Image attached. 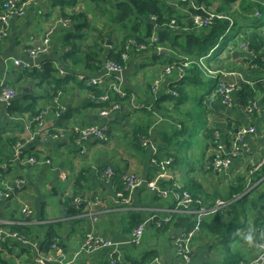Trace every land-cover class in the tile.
I'll return each mask as SVG.
<instances>
[{
  "label": "crops",
  "instance_id": "0c3cea01",
  "mask_svg": "<svg viewBox=\"0 0 264 264\" xmlns=\"http://www.w3.org/2000/svg\"><path fill=\"white\" fill-rule=\"evenodd\" d=\"M2 2L0 0V9ZM218 5L219 2L208 11L214 12ZM81 9L84 10V4L73 12L78 13ZM70 11L66 9L65 14H71ZM63 14L56 0H37L24 18L12 21L10 35L1 45L0 87L11 86L17 91V98L9 106L0 103V165L8 169L0 170V189L5 183L13 184L17 177L24 178L26 186L21 197L32 205L34 213L27 223L19 213L16 199L0 200V221L15 223L27 236L30 235L27 228H32L31 239L37 242L34 250L10 242L7 249L0 250L3 264H36L38 258L44 260V264L46 261L50 264H59V260L69 262L91 228L121 244L118 264H244L255 260L264 240V165L258 168L264 161V66L261 61L264 27L260 23L263 16L256 15L258 22L240 21L235 25L237 27L232 28L235 39L230 48L217 54L214 60L215 64L219 62L216 68L240 74L231 78L238 84V90L232 95L230 105L224 103L217 79L212 78L217 87L203 93L204 79H211L204 73L200 84L192 80V83L180 81L171 85L176 75H164V70L170 66L168 60L175 58L176 52L164 47L159 53L161 58L152 53L130 55L122 75L126 92L135 100L133 106L144 105L150 109L137 110L130 106L123 113L115 112L102 118L99 115L101 108L92 98V92L98 96L97 91L103 89L99 86L89 88L87 81L108 78L104 62L98 65L96 56L98 60H105L107 51L101 53V49L111 48L112 44L115 48L119 35L112 26L92 16H89L92 28L75 30V25L72 30L73 22L70 27L59 25L52 37L50 53L38 58L28 55L32 43L64 18ZM68 32L79 49L73 58L66 59L70 50L64 47ZM244 33L249 38L248 52L237 46L241 41L240 34ZM16 61L26 63L28 67L16 65ZM48 64L55 70L53 78L42 81L39 74L45 72ZM157 78H161V82L154 94L152 88ZM63 80L68 83L55 92L56 82L61 86ZM180 83L182 92L176 89ZM172 89L178 98L169 93ZM244 91L250 97L246 98ZM60 92L62 96L58 94ZM166 95L173 98L164 99ZM179 98L182 99L180 102L177 101ZM56 99L64 108L60 117L54 113ZM197 101L205 108L207 130L192 140L194 144L188 141L182 149L181 143L187 136H184L186 133L179 135V129L184 130V125L178 124V131L172 126L176 119L181 121L182 111L187 115L194 110L193 104ZM251 103L257 105L258 111L248 112L246 107ZM45 109L49 115L45 125L40 127L32 114ZM192 117L195 120L194 114ZM91 125L108 126V140L79 141L72 135L57 140L47 137L49 131L63 126ZM249 128L255 131L245 135L246 146L233 160L230 169L219 174L213 172L210 165L214 155L213 134L219 133L221 144L229 152L235 135ZM145 138L149 140L146 145ZM22 141L26 142L23 149L26 155L49 160L51 164L31 166L25 161H14L13 147ZM154 159L160 163L169 162L170 178L165 185L171 187L168 185L171 182L173 187L187 191L193 199H198L194 201L202 202L207 208L201 231L193 236L190 246L183 242L182 235L198 225V213L177 207L171 197L162 198L150 191L148 183L160 173ZM109 168L115 173L112 179L104 176ZM124 173H135L142 179V186L131 194L126 206L119 203L116 196L122 191L120 176ZM238 185H245L246 191L232 195V189ZM96 193L101 195L98 207L85 203L75 205L74 202L73 212L69 213L70 207L66 205L69 198L93 199ZM244 196L247 199L239 201ZM217 200L225 202L224 209L215 206ZM197 208L195 203L193 209ZM154 213L160 218L161 227L146 224L141 245H130L132 230ZM219 215H222L224 227L214 224ZM95 216H99L97 223ZM52 225H58L63 240L56 238L59 239L57 249L50 247L52 251L44 252L41 244L45 243L48 227ZM185 247L190 248L192 261L189 263L184 257ZM51 256L58 258L50 261ZM110 256L109 250H102L78 257L72 264H109Z\"/></svg>",
  "mask_w": 264,
  "mask_h": 264
},
{
  "label": "built area",
  "instance_id": "2783aa9c",
  "mask_svg": "<svg viewBox=\"0 0 264 264\" xmlns=\"http://www.w3.org/2000/svg\"><path fill=\"white\" fill-rule=\"evenodd\" d=\"M37 0H6L0 10V55H1V45L2 43L8 39L10 35L11 23L15 19H22L26 16L28 8L34 4ZM180 2H187L189 3V7L194 10H199L204 13L202 14H193L191 17L193 19L194 25L201 29L204 27L211 26L215 19H224L221 14H217L212 11L206 10L202 5L198 4V0H179ZM257 16H260V13H256ZM173 24L170 25L171 28H174ZM233 24V22H231ZM62 25L65 27H70L72 25V21L70 18H61L58 20L57 24L53 25L51 28H48L46 32H44L43 36L37 41L33 42L31 48L28 50V55L31 58H38L41 55H45L50 53L52 48V37L54 32L57 30L58 26ZM233 26V25H232ZM223 38H221L222 40ZM241 41L238 43V48L243 52H248L250 50V45L248 39L241 35ZM152 43H158L159 39L157 35H153L151 37ZM129 44L135 46L134 52H142L147 51L148 48L145 45H139L136 43V40L129 39L127 40ZM219 45H217V48ZM216 48V49H217ZM215 51V50H214ZM157 52L161 53L162 48L158 47ZM210 55L207 57L201 58L197 63L199 69L202 73L210 76L211 79H217L219 81L218 91L221 95H223L224 103L227 105L231 104V97L232 95L238 90V84H236L231 78H237L240 74L236 72H228L223 68H216L213 63H208L207 60L209 59ZM122 60L127 62L128 56L126 54L123 55ZM262 65L264 66V55L261 56ZM16 65H23L25 68L28 67V64L22 63L21 61H16ZM195 64V62L186 61L182 65H170L165 68L164 75H172L175 74L176 77L174 81L171 83L177 84L178 82L182 81L186 68L190 65ZM214 66V67H213ZM103 68L106 71L108 78L107 80H102V78L98 79H89L87 81V86L89 88H96L99 86V89H103L100 96L95 95L92 92V98L98 104H104L105 106L100 110V117L108 118L113 113H123L125 108H136L137 110L141 109H150L148 106H133L135 100L132 96H129L124 88V82L122 75L126 69V66L123 63H117L112 60L104 61ZM61 75H65V72H61ZM84 80L83 77H81ZM161 78H157L153 83L152 91L155 94L157 91L158 86L160 85ZM173 88V87H172ZM172 96L177 97V92L175 90H170L169 92ZM61 94L62 92L58 93ZM115 97H119L123 100H129L126 104H121L119 102L114 101ZM17 98V91L12 88L11 86L3 85L0 87V103L7 104L8 106L12 104V102ZM248 112L253 113L258 111L257 105L255 103L249 104L247 107ZM63 105L59 103V101L55 100V107L54 113L57 117L61 116V112L63 111ZM49 115V111L47 109L42 110L38 115L34 118V122L43 127L45 125V120ZM108 126H100V125H91L88 127H78V126H63L58 130L49 131L47 133L48 138H52L54 140L65 138L67 135H72L76 140L79 141H87V140H94V141H107L108 140ZM255 130L253 128L244 129L238 132L233 140L232 148L229 152H226L225 147L220 142V135L219 133L213 134V147H214V155L210 162L213 172L215 173H222L226 172L230 169L232 162L235 158L241 155L243 148H245L244 144V137L248 133H253ZM143 139V137L139 138ZM149 142L147 138L144 140V144L146 145ZM26 145V142H17L13 147V158L14 161H22L31 166H40L42 164H51L49 160H40L35 156L26 155L23 152V149ZM25 157V160H24ZM153 163L160 169V173L158 174L157 178L155 177L154 180L148 183V188L150 191L156 193L158 196L162 198H172L177 207L181 206L186 210L192 209L198 213V225L188 231L187 233L182 235V240L186 245L190 246L191 239L193 236L201 231V223L203 214H205V210L207 209L202 202L194 201L190 193L182 189H176L169 187L167 185H163L164 182L170 178V175L167 171V165L169 162L160 163L159 160L154 159ZM264 165V161L258 166L261 167ZM0 170L7 171L5 167L0 165ZM105 178L112 179L115 176V173L112 169H107L104 173ZM120 182L122 187V191L117 193V198L119 203L122 205H129L131 200V194L137 190L140 186H142V179L135 173H124L120 176ZM26 186V180L22 177H17L12 184L11 182L5 183L3 187L0 189V200L4 202H10L11 200L16 199L19 204V213L24 218V220L29 222L31 220L34 210L32 205L25 199L21 197L22 192L24 191ZM80 205V204H87L90 206L98 207L101 204V195L100 193H96L93 199H89L86 197H79L73 200V205ZM197 203L198 208L193 209V205ZM216 207L222 210L225 206V202L223 200H217ZM225 208V207H224ZM223 208V209H224ZM99 216L94 217V222H98ZM169 218H167V222ZM153 223L158 227H161V220L156 213L152 214L148 220L144 223H140L137 227L132 230L131 238L129 241L130 245L139 246L142 243L145 233L146 224ZM16 224L13 222L7 221H0V250L7 249V244L10 242H18L19 244L23 245L24 247H29L32 250L37 248V242L33 241L29 238L25 232H19L18 230H14ZM59 239H56L54 243L51 245L52 249H57V242ZM6 244V245H4ZM261 253L257 256V258L249 263L244 264H262L264 262V240L259 246ZM102 250H109L110 251V259L109 264H118V260L121 253V244L114 242L112 239L104 237L100 235L96 229L91 228L86 234L84 235L83 242L76 253L75 257L70 260L69 262L64 263L62 260H59V264H72L75 259L78 257H83L84 255L92 254ZM184 257L185 260L189 263L192 261L190 248L185 247L184 250ZM55 256L50 257V261H56ZM36 264H44V260L38 258Z\"/></svg>",
  "mask_w": 264,
  "mask_h": 264
},
{
  "label": "trees",
  "instance_id": "16d2710c",
  "mask_svg": "<svg viewBox=\"0 0 264 264\" xmlns=\"http://www.w3.org/2000/svg\"><path fill=\"white\" fill-rule=\"evenodd\" d=\"M1 1H3L2 4H4L6 0ZM56 2L64 13L63 17L70 18L73 22L74 25L71 28L72 30H74L75 25H77L75 30L84 29L85 27L92 28V25L89 22V16H92L99 21L104 20L107 25L112 26L115 29L114 32L119 35V38L114 43L115 48H113V44H110L111 48H102L101 53H104V50H106L107 52L105 55L108 57L105 60H98V56H96L98 65L100 62L102 63V61L106 62L112 60L117 63H123L127 67L130 55L140 53H152L156 58H161L162 55L157 52V48L165 47L168 50L176 52L175 58H170L168 60L170 65H182L186 61L195 62V64L186 68L187 76H185L186 78L184 77L181 82L192 83V80H195L198 84L202 83L203 73L196 62L202 57H207L211 50H213L218 44H220V46L214 52L215 54L221 55L224 52H227L230 48V43L235 39H227V35L231 32L232 28L237 27L235 25H238L240 21L258 22L255 11L259 10L260 14L263 16L260 6L264 5V0H198V4L205 6L207 10L213 8L214 5L219 2V5L214 12L226 17L221 20L215 19L211 26L199 29L194 25L191 16L193 14L204 15V13L190 8L189 3L180 2L179 0H56ZM80 4H84V10L81 9L78 13L73 12ZM66 9H70V12L72 13L65 14ZM259 18H261V16ZM262 19L260 23H262ZM173 20L175 21V24H173L174 28H171L170 25H172L171 22ZM231 22H233V24H231ZM71 35L72 34L68 32V38L64 44L65 48H70L65 56L66 59L73 58V54L79 49L78 43ZM153 35L158 36V43H152L151 37ZM240 35H244V37L249 40L245 33ZM80 37H82V35H80ZM222 37L224 38L222 42H220ZM129 39L137 40L139 45H145L148 50L134 52L132 49H134L135 46L127 42ZM124 54L128 56L127 62L122 60ZM44 71L43 74H39L42 77V81L53 78L55 70L49 66V64L45 66ZM61 82V86L56 82L58 87L54 88L55 92L58 89H63L68 83V81L65 80ZM182 83L176 87L177 90L179 89V92L183 91L181 88ZM243 93L245 94V91ZM97 94L100 96L102 92L97 91ZM245 96L246 98L250 97L248 94H245ZM182 97L183 94H181L180 98ZM167 98L172 99L173 97L166 95L164 99ZM180 98L177 99L178 102L182 100H180ZM114 101L126 104L129 100L115 97ZM104 106V104H99V108L101 109ZM38 113L39 112L34 111L32 117H36ZM168 185L172 188H176L173 187L171 182H169ZM246 189L245 185H238L236 188L234 187L232 189L231 194H243ZM194 199L198 200L196 198ZM246 199L247 197L244 196L239 201H245ZM72 202L73 198H69L66 202V205L70 207L69 213L73 212L72 207L74 205ZM241 204H243V202ZM232 206L234 207V205ZM214 224H218L219 226L222 225V227H224L225 223L222 219V215H219L218 219L214 221ZM58 228V225L48 227L46 240H44L45 243L41 244V249H43L44 252L52 251L50 247L56 238L63 240ZM27 229H29L28 232L30 233V235L28 234V237L32 238V228L28 227ZM14 230L23 232L17 229V227H15ZM0 261L2 262V259H0Z\"/></svg>",
  "mask_w": 264,
  "mask_h": 264
},
{
  "label": "rangeland",
  "instance_id": "374dc122",
  "mask_svg": "<svg viewBox=\"0 0 264 264\" xmlns=\"http://www.w3.org/2000/svg\"><path fill=\"white\" fill-rule=\"evenodd\" d=\"M210 9H212V8H210ZM260 9L263 12L262 24H263V27H264V5L260 6ZM173 22H175V21L173 20L171 23H173ZM234 37H235V30H232L227 35V39L228 40H232ZM136 43H138L137 40H136ZM215 48L213 50H211V52L208 55L214 54L213 51L215 50ZM216 58H217V54H214L213 55V60H215ZM218 64H219V62H217V64H215V66H217ZM216 87H217V82L215 80L208 79V78L204 79V84L202 85L203 93H207L210 89L216 88ZM200 89H201V87H200ZM202 96H197V97H202ZM174 101H176V99H174ZM191 101H194V98H191ZM193 106H196L197 109L194 108V110L196 109V111L191 110L190 112H188L187 115H185V113L182 111V114L180 115L181 119L179 118L181 121L179 122L176 119V123H174V125L172 126L174 131H178V127H179L178 124L182 123L184 125V130L183 129L182 130L179 129V135L183 136L186 133L188 135L185 134L184 136H187V137L189 136V139L186 137L184 139V142L181 143L182 144V149L186 148V145H187L188 141H190V144H194L195 142H192V140L195 139V138H199V136H201V134H203L207 130L208 124H207L206 120L204 119V116H205V108H204V106L201 103H199V101L194 103ZM193 114L196 116L195 120L192 117ZM18 209H19V204H18ZM3 259L5 260V258H3ZM2 262H3V260H2ZM2 262L0 261V264H3Z\"/></svg>",
  "mask_w": 264,
  "mask_h": 264
},
{
  "label": "clouds",
  "instance_id": "9594fccd",
  "mask_svg": "<svg viewBox=\"0 0 264 264\" xmlns=\"http://www.w3.org/2000/svg\"><path fill=\"white\" fill-rule=\"evenodd\" d=\"M259 12V11H258ZM260 13V12H259ZM260 16H261V14H260ZM259 17V16H258ZM233 27V26H232ZM222 38H224V37H222ZM223 40V39H222ZM222 40H220V42H222ZM219 46H220V44H218ZM217 48V47H216ZM216 48H215V51H216ZM215 51H213V53L215 52ZM215 54V53H214ZM214 54H211L210 55V57H209V59L207 60V62L208 63H213L214 64V60H213V55ZM184 79V78H183Z\"/></svg>",
  "mask_w": 264,
  "mask_h": 264
},
{
  "label": "water",
  "instance_id": "95a60500",
  "mask_svg": "<svg viewBox=\"0 0 264 264\" xmlns=\"http://www.w3.org/2000/svg\"><path fill=\"white\" fill-rule=\"evenodd\" d=\"M0 105H1V104H0ZM45 264H50V263L46 261ZM262 264H264V262H263Z\"/></svg>",
  "mask_w": 264,
  "mask_h": 264
}]
</instances>
